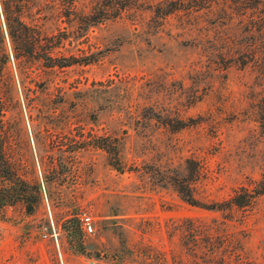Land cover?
Wrapping results in <instances>:
<instances>
[{"label": "rangeland", "instance_id": "374dc122", "mask_svg": "<svg viewBox=\"0 0 264 264\" xmlns=\"http://www.w3.org/2000/svg\"><path fill=\"white\" fill-rule=\"evenodd\" d=\"M7 4L55 62L11 40L0 0V136L18 173L0 264H264V195L210 210L174 184L189 159L206 203L264 179V0ZM97 4L110 18L88 25Z\"/></svg>", "mask_w": 264, "mask_h": 264}, {"label": "trees", "instance_id": "16d2710c", "mask_svg": "<svg viewBox=\"0 0 264 264\" xmlns=\"http://www.w3.org/2000/svg\"><path fill=\"white\" fill-rule=\"evenodd\" d=\"M12 0H9V2ZM8 0H1L2 7H3V14L5 16V19L7 21V27L9 31V36L13 42L19 41L22 44L30 45L27 49L24 50V53L26 56L34 57L36 59H55L52 55V52H44L43 56H41L42 52H38L37 48L34 47L33 39L30 40V36L32 35L30 33L31 28L20 18V16L16 13H20L23 9V6H20L18 9H15L14 6L7 4ZM260 3V2H259ZM115 4V1L110 4L109 6L113 7ZM23 5V4H21ZM108 6V7H109ZM108 7L104 8L98 6V4L93 8V10L86 14L82 20L88 25L96 24L99 22H102L108 18V14L106 12L108 11ZM109 7V9L111 8ZM254 8H258V2L253 5ZM179 9L178 7L170 8V10L167 13H171L175 10ZM16 19L17 26H14L13 20ZM15 49V56L17 59L20 57V51L18 46H14ZM38 54V56H37ZM51 61V63H54V61ZM66 63H71V61L63 62L62 64H59L60 66L68 65ZM55 65V64H52ZM263 111L260 122L264 125V105L261 109ZM184 123V122H181ZM185 124L181 125L180 127H183ZM6 141L3 137L0 136V213L6 208L7 206H10L13 204V200L10 196V192L7 188V185L5 182L14 179L18 176V173L16 172V169L12 165V162L6 155ZM115 167L117 169H120L118 164L115 162ZM187 171L188 176L182 177V178H176L174 184L176 188L178 189L179 193L181 194L182 198L188 202L189 204L205 209L210 210H232L236 207H245L253 203L257 199V197L264 195V179L260 180L259 187L249 189L244 188L240 189L239 191H236L229 199L224 201H217L213 203H206L201 201L199 198H197L193 192L192 186L193 183L198 180L199 174H200V168L197 166L196 161L194 159H189L187 162ZM37 194L33 191H31L28 195L23 196L22 199L26 203L27 211L29 214L34 213L35 211V203H38L40 199V193L39 190H37ZM74 235H77L76 230L73 231Z\"/></svg>", "mask_w": 264, "mask_h": 264}, {"label": "built area", "instance_id": "2783aa9c", "mask_svg": "<svg viewBox=\"0 0 264 264\" xmlns=\"http://www.w3.org/2000/svg\"><path fill=\"white\" fill-rule=\"evenodd\" d=\"M82 226L86 232H93L94 231V221L91 215L84 214L82 215Z\"/></svg>", "mask_w": 264, "mask_h": 264}]
</instances>
